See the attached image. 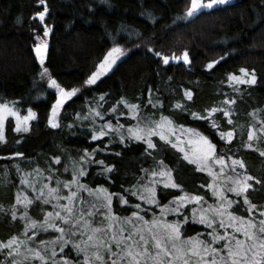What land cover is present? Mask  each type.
<instances>
[{
  "label": "trees",
  "instance_id": "obj_1",
  "mask_svg": "<svg viewBox=\"0 0 264 264\" xmlns=\"http://www.w3.org/2000/svg\"><path fill=\"white\" fill-rule=\"evenodd\" d=\"M45 6L48 12L41 21L35 14ZM189 6L190 0H45V4L38 0H0V103L15 102L23 115L29 108L36 113L28 131L16 132L13 120H7L5 140L0 141V208L4 209L0 211V241L7 243L10 237L18 236L28 243L31 237V230L25 235V220L20 219L25 210H18L16 219L11 215L22 187V174L46 170L54 157H59L61 170L69 159L84 155L85 149L96 150L87 158L89 161L103 160L113 166V171L102 175L103 165L88 162L85 166L89 174L82 181L89 183L90 177L96 175L94 184L108 185L110 191L124 195L128 204H140L160 214V207L132 198V191L133 186L141 184L143 170L155 169L161 160L173 170L175 182L184 191L203 196L206 204L214 203L212 190L204 187L212 182L208 173L184 160L179 149L160 138L155 139L157 148L149 149L150 154H146L148 146L143 141H120L112 135L113 142L108 145L106 136L92 139L91 124L97 119L90 113L94 106L102 113L108 111L103 116L114 120L119 112L110 109L115 106L119 111L122 101L136 102L140 109L146 104L150 115L155 111L169 114L197 128L216 145V154L224 156L225 166L231 167V158L243 159L246 174L256 178L249 181L253 184L247 193L249 200L264 206V134L258 131L259 121L264 119V0H228L185 18ZM45 26L50 29L47 36ZM37 36L49 45L43 65L34 49ZM114 43L124 50L122 57L94 85L85 84ZM184 50L189 52L188 63L171 59L172 55L182 56ZM157 52L161 55L157 56ZM165 55L170 57L168 64L163 63ZM213 60L218 63L208 69L206 65ZM44 67L65 89H79L64 103L58 127L48 123L58 93L48 84L49 76L42 77ZM241 68L255 70V84L228 82L229 74L243 75ZM189 90L191 99L185 94ZM225 98L235 99L234 105H225ZM152 102L158 109L152 108ZM177 102L186 110L175 108ZM212 107L227 108L232 123L223 111L213 113L207 120L200 119L207 117ZM193 112L198 116L193 117ZM253 127L261 139L253 140V148L249 149L244 145ZM229 130L234 132L233 139H222L219 133ZM235 170L245 171L238 165ZM157 190L161 206L182 195L180 189H165L163 185ZM234 198L241 204L239 208L234 205L233 211L249 215L242 197ZM192 206L195 205H185L184 214H190ZM113 208L134 212L132 206L121 207L119 196H115ZM27 213L32 220H42L38 199ZM151 217L149 213L145 216ZM164 218L174 221L182 217L168 213ZM186 226L191 227L193 235L208 231L205 225L191 220ZM55 235L37 230L31 247ZM64 254L77 260L70 244ZM6 257V250L0 252V264H11Z\"/></svg>",
  "mask_w": 264,
  "mask_h": 264
},
{
  "label": "snow or ice",
  "instance_id": "obj_2",
  "mask_svg": "<svg viewBox=\"0 0 264 264\" xmlns=\"http://www.w3.org/2000/svg\"><path fill=\"white\" fill-rule=\"evenodd\" d=\"M38 3L45 4V0H38ZM224 3H227V0H190L185 18L197 14L204 8H212L216 4ZM47 12L48 8L45 6L43 11H39L35 15L43 21ZM49 31L50 29L45 26L44 35L47 36ZM39 39L41 38L37 36V40ZM34 47L40 64L43 65L47 43H37ZM123 52L120 44L114 43L101 61L97 72L92 73L84 83L94 85L99 77L116 63V59L119 55H123ZM155 54L161 55L159 52ZM169 59V56H163V63L168 64ZM171 59L174 61L183 60L188 63L190 61L189 52L184 50L182 56L172 55ZM216 63L218 61L213 60L206 67L212 69ZM240 72L243 75L229 74L228 82L232 84L256 83L255 70L249 72L248 69L241 68ZM41 75L42 77L49 76L48 84L58 90V99L52 106L48 120L52 127H58V109L79 89H65L54 77L50 76L46 67L43 68ZM185 94L188 99L192 98L190 90ZM100 99L103 100L104 97L101 96ZM125 103L127 104L126 101ZM224 103L225 105H234L235 99L225 98ZM127 107L130 109V114H138L139 105L127 104ZM174 107L186 110L180 102H177ZM110 111L115 112L117 108L113 106ZM218 111H223L224 116L229 117V123H232L231 113L227 108L212 107L207 110V117L202 116L200 119L207 120ZM91 114L93 117L100 116L96 109H92ZM35 115L36 113L29 108L27 115L21 116L15 107V102L0 103V141L5 139L4 122L8 116L16 118L15 131L21 132L29 130L28 121ZM191 115L198 116L195 112ZM252 115H256V110ZM151 123L152 127L139 124L129 127L128 137L144 140L148 145V148L145 149L146 154H150L149 149L157 148V144L152 139L154 135L178 148L184 154V160L197 165L201 171H207L211 176L212 182L204 187L212 190V195L216 198L214 203L204 207L207 202L203 196L184 191L182 185L175 182L173 170L161 160L156 162V167L159 170L151 171L150 176L147 177L148 183L133 186L137 191H132L133 196L139 194L141 201L160 207V214L153 213L151 219H146L141 215V205L136 204L137 211L132 212L128 217H119L112 210L113 197L119 196L121 204H128L129 200L124 195L111 193L103 186L92 189L80 183L79 177L86 175L84 168L80 166L83 162L103 165L102 175L113 171V166L105 164L103 160L88 161L87 158L94 155L96 150L89 152L85 149V154L80 156L79 162L73 161V180L68 182L56 180L57 187L43 185L40 189H36L27 179L22 181V183L28 184L33 191L39 192L36 199H43L46 204L51 203L54 211L44 213L43 222L32 220L28 216L27 209L33 200L29 199L27 195L21 198V195L18 194L17 204H22L25 209L20 214V219L25 220V235L31 230V237H28V243L20 240L18 236L10 237L7 243L0 241V252L7 251L6 259H10L11 264H36L37 261L39 264H264V206L258 207L257 204L249 200L247 193L253 188V184L249 181L256 180V178L246 174L244 160L231 158V171L235 174L228 175L225 170L224 156H217L216 145L207 136L188 129V132L193 133L195 137L187 141V144L192 146V150L189 152L181 143H174L173 137L176 141H179L180 137L176 135L174 122L169 117L162 115L158 122ZM259 123L258 131L264 134V119H261ZM212 126L213 128L217 127L214 123ZM106 127L119 131V128L112 125L111 121L107 122ZM180 127L183 128V125ZM107 134L105 127L101 126L92 139L96 140ZM219 135L222 139L226 138L231 141L234 132L229 130L220 132ZM247 135L248 142L244 146L251 149L253 148L252 141L260 140L261 137L257 135L255 127L248 131ZM124 139V135L121 134L120 140ZM14 155L21 156L22 153ZM261 155H264V152H261ZM55 159L58 161L59 157ZM215 165H220L219 172L214 171ZM237 165L245 171L236 173ZM143 171L146 174L149 172L148 169ZM157 184L163 185L165 189H180L182 195L173 197L168 204L161 206L157 198ZM73 185L76 186L77 191L71 190ZM61 188L69 189V194L61 197L59 195ZM45 189H47L46 193ZM80 189L87 191L89 197L95 201L87 209L84 208L87 202L82 195H78ZM230 193L235 194L236 197H242V203L246 206L245 210L249 215H237L233 211V206L239 208L241 201L230 198ZM61 199L66 200L67 203H60ZM76 200L80 201L79 207L75 203ZM193 204L195 206L191 207L190 214H184L187 211L185 205ZM3 210L0 208V211ZM148 211L150 212L151 209ZM168 213L182 218L168 221L164 219ZM11 215L13 219L17 218L18 213L15 205L12 206ZM97 215L101 216L99 222L95 219ZM190 220L207 225L208 231L196 233L194 236H185L182 229ZM60 222L64 226H61ZM50 228L56 229L59 235L52 241H38L39 246L36 248L31 247L30 242L32 238L37 237V230L47 232ZM69 244L76 250L77 260L75 262L64 254L65 248ZM58 251L59 256L57 255Z\"/></svg>",
  "mask_w": 264,
  "mask_h": 264
},
{
  "label": "rangeland",
  "instance_id": "obj_3",
  "mask_svg": "<svg viewBox=\"0 0 264 264\" xmlns=\"http://www.w3.org/2000/svg\"><path fill=\"white\" fill-rule=\"evenodd\" d=\"M227 1H228V0H227ZM204 9H205V8H204ZM204 9H202L201 11H203ZM201 11H200V12H201ZM198 13H199V12H198ZM198 13H197V14H198ZM195 15H196V14H195ZM195 15H193V16H189L188 18H190V17H194ZM44 42H46V41H44V40H42V39H39V40H37L36 44H37V43H44ZM34 46H35V45H34ZM34 49H35V47H34ZM36 57H37V60L40 61V59H39V57L37 56V54H36ZM120 57H122V55H119V56H118V58L116 59V62H117V60H118ZM113 65H114V64H113ZM106 72H107V71H106ZM54 89H55V88H54ZM55 91L58 93V90H57V89H55ZM57 99H58V97H57ZM57 99H56V100H57ZM56 100H55V101H56ZM55 101H54V103H53L52 105L55 104ZM65 102H66V101H65ZM65 102H64V103H65ZM122 103H123V104H122L121 106H119V111L117 110V112H119V114H117V116L115 117L114 120H112L111 117H109V118L104 117V116H106V115L109 113L108 111L102 113L101 111H99V110H100L99 107H95V106H94V108L100 113V116H98L97 119H93L94 123L91 124L92 127H93V129L95 130L94 133H93V135H94L96 132H98V131L100 130V127H101V126H104V127H105V131L108 133L107 135H105L106 137H108V140H106V144H108V145H109L110 143L113 142V136H112V135L117 136V137L119 138V140H120V135L123 134L124 137H125V139H124L123 141H126V140H132V139L129 138L128 135H127V131H128V128H129V127H135L137 124H139L140 126H148V127H152L153 124H152L151 122H158V121L160 120L161 116L163 115V114H161V112H159V114H158V112H156V111L154 112V114H151V115H150L149 112H148V109H147V107H146V104H142V105H143L142 108H143L144 110L139 108V112H138V114H136V115H132V114H130V109L127 107V104H137V105H138V103H136V102H131V101H130V102H127V104L125 103V101H122ZM151 105H152V108L155 107L156 109H158V108H157V103L152 102ZM63 106H64V104L58 109V117H57V118H58L59 124H60V120H61V116H62V115H61V112H62ZM117 106H118V105H117ZM89 110H90V109H89ZM90 113H91V112H90ZM90 113L86 112V114H90ZM20 115H21V116H24V115H27V114H24V115H23V114L20 113ZM50 115H51V111H50V113H49V116H50ZM103 115H104V116H103ZM163 116H167V117H169V118L174 122V127H175L176 135L180 137V140H179V141H176L175 138L173 137V141H174V143H176V142L181 143V145H182L183 147L187 148L189 152H191V150H192V146L188 145V144H187V141H188L189 139H193V138H195V137H194V134H193V133H189V132H188V129H193V130H195L196 132L202 133L204 136H206L203 132L199 131L197 128H195V127H193V126H190V125H185V124H183V123H181V122L176 121L175 117L172 116V115L165 114V115H163ZM99 117H100V118H99ZM33 118H34V117H33ZM33 118H32V119H33ZM9 119H12V120H13V122H14V124H15V127H16V118H15L14 116H8L7 119H6L5 122H4V135H5V131H6V129H5V125H6V123H7V120H9ZM32 119H31L30 121H28V127H29L30 122L32 121ZM108 121H111L112 125L118 127V128H119V131H114L113 129H108V128L106 127V124H107ZM181 125H183V128L180 127ZM49 126L52 127L50 124H49ZM120 126H122V127H120ZM105 136H102V137H105ZM157 137L159 138V136H157V135H154V136L152 137V139H153L154 142H155V139H156ZM99 138H100V137H99ZM4 140H5V139H4ZM4 140H3V141H4ZM133 140H135V139H133ZM3 141H1V142H3ZM120 141H121V140H120ZM137 141H143V142H145L144 140H137ZM164 142H165V141H164ZM145 143H146V142H145ZM146 145H147V143H146ZM147 146H148V145H147ZM176 149H178V148H176ZM181 153H182V152H181ZM182 155L184 156L183 153H182ZM217 156H219V155L217 154ZM55 158H56V157H54V158L51 159L52 163H50V166H48L46 170L43 168V169H40L41 171L38 172V173H34V172H32V174H30V175H27V174L24 175V174H22V175H23V176H22L23 178H22V180H21V185H22V187H21V189L17 192V195H18V194L21 195V198H23L24 195H27V197H28L29 199H32V196H33V199H32L33 201H34L35 198H37V197L39 196V192H38V191H33V189H32L31 187H29L28 184H24V183H22V181H23L24 179H27L28 181H30V182L35 186L36 189H40L43 185H50L51 187H57V185H56V180H60V181H62V182H68V181L73 180V179H74V177H73V161H77V162H79V158H80V157H78L76 160L69 159L68 162L65 163V167H63L61 170L58 169V168H59V162H60V161H59V160L57 161ZM89 160H90V159H88V161H89ZM87 163H88V162H83V163L80 165V166H82V167L84 168V170H85V172H86V175H84L85 177H88V174H89V171H87V166H85ZM196 166H197V165H196ZM66 169H67V170H66ZM153 170L158 171L159 169L156 167L155 169L149 170L148 174L144 173V176H143V178L141 179L142 181H141V184H140V185H144V184L148 183V179H147V177L150 176L151 171H153ZM225 170H226V173H227L228 175H234V174H235L234 172L231 171V167H230V166H225ZM214 171L219 172V171H220V165H215V166H214ZM206 172H207V171H206ZM235 172H236V170H235ZM207 173H208V172H207ZM236 173H237V172H236ZM208 175H209V173H208ZM39 176H41V177L38 178ZM84 176H80V177H79L80 183H82V184H84V185H87L88 187H90V188H92V189H96L98 186H103V187L107 188L109 192H111V193H116V192H114V191H110L108 185H106V184H103V183H100V184H94L93 181H95L96 175H95V176L92 175V176L90 177V182H89V183H86V182H83V181H82V179H83ZM50 177H51V179H50ZM209 177H211V176L209 175ZM38 179H40V182H39V183L36 182ZM143 179H144V180H143ZM211 179H212V178H211ZM159 185H160V184H157L156 187L158 188ZM71 190H72V191H77L76 186L73 185ZM133 190H134V191H137L136 188H133ZM46 191H47V189H45V193H46ZM157 191H158V190H157ZM29 193H32V195L30 196ZM68 194H69V189L61 188V191L59 192V195H60L61 197H65V196H67ZM78 195H82L83 198H84V200L87 202V203L84 205V208H85V209L89 208L93 203H95L94 199H93L92 197H89L88 192L85 191L84 189H80ZM229 196H234V197H236L235 194H231V193L229 194ZM234 197H233V198H234ZM114 198H115V196L113 197V201H114ZM132 198H134V199L137 198L138 201L140 200V199H139V194L133 196ZM233 198H232V199H233ZM213 199H216V198L213 197ZM234 199H235V198H234ZM38 200L40 201V204H41L42 212H43V213H42V215H41L42 220H41V221H37V222H43V220L45 219L44 213H47V212H53L54 209H53L51 203L46 204V203H44V200H43V199H38ZM140 201H141V200H140ZM144 202H146V201H144ZM214 202H215V201H214ZM53 203H55V201H53ZM60 203H67V201L61 199ZM75 203H76V205L79 207V205H80V201H79V200H76ZM119 203H120V202H119ZM146 203H147V202H146ZM120 204H121V203H120ZM44 205H47V206L44 207ZM124 205H127V206H129V207L132 206V208H134L133 211H135V210L137 211V209L135 208V205H136V204H135V205H133V204H121V207H123ZM15 206H16V208H17V211H18V210H22V209L25 210V209H24V206H23L22 204H17V202H16ZM29 206H30V205H29ZM204 207H207V204H205ZM28 208H29V207H28ZM124 209H125V208H124ZM55 210L58 211L59 209H55ZM112 210H113V212H114L117 216H119V217H128V216L131 215V213H126V211H123V210H122V211H115V208H113V202H112ZM142 211H144V212H142ZM147 213H149V214L152 216V214L154 213V211L151 210V211L149 212L148 209H147V210H146V209H143V207L141 206V215L146 216ZM172 214H173V213H172ZM95 219H96L97 222H99V221L101 220V216H100V215H97V216L95 217ZM164 219H165V218H164ZM35 221H36V220H35ZM58 222H59V221H58ZM194 222L199 223L198 221H194ZM60 223H61V226H64L62 222H60ZM203 226H204V225H203ZM205 226L207 227V225H205ZM47 231H50L51 233H56V235L53 236V237H52L50 240H48V241H52L53 239H55V238L59 235V233L57 232L56 229H51V228H50V229H48ZM182 231H183V234H184L185 236H191V235H193V234H191L192 229H191L190 226H189V228H187V226H186V227H183ZM43 233H46V232H43ZM193 236H194V235H193ZM73 250L76 252V250H75L74 248H73Z\"/></svg>",
  "mask_w": 264,
  "mask_h": 264
},
{
  "label": "water",
  "instance_id": "obj_4",
  "mask_svg": "<svg viewBox=\"0 0 264 264\" xmlns=\"http://www.w3.org/2000/svg\"><path fill=\"white\" fill-rule=\"evenodd\" d=\"M48 46H49V45L47 44V50H46V54H47V52H48V49H49V48H48ZM46 54H45V55H46ZM169 60H170V59H169Z\"/></svg>",
  "mask_w": 264,
  "mask_h": 264
}]
</instances>
